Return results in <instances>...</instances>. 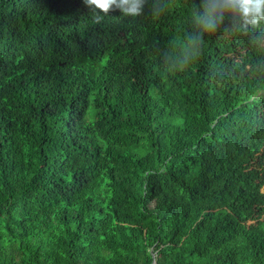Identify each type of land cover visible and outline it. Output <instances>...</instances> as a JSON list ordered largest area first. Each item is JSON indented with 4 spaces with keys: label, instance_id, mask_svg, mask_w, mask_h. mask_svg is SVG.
Masks as SVG:
<instances>
[{
    "label": "trees",
    "instance_id": "16d2710c",
    "mask_svg": "<svg viewBox=\"0 0 264 264\" xmlns=\"http://www.w3.org/2000/svg\"><path fill=\"white\" fill-rule=\"evenodd\" d=\"M191 2L0 0V264H264V46L180 71Z\"/></svg>",
    "mask_w": 264,
    "mask_h": 264
},
{
    "label": "clouds",
    "instance_id": "9594fccd",
    "mask_svg": "<svg viewBox=\"0 0 264 264\" xmlns=\"http://www.w3.org/2000/svg\"><path fill=\"white\" fill-rule=\"evenodd\" d=\"M92 9L94 24H101L110 12L119 10L122 17H138L148 14L159 18L167 11L164 0H83ZM190 20L195 31L186 35L181 49L183 63L180 71L190 60L202 54L205 35L217 33L225 20L243 34L251 36L255 43L264 46V0H196L191 2Z\"/></svg>",
    "mask_w": 264,
    "mask_h": 264
},
{
    "label": "water",
    "instance_id": "95a60500",
    "mask_svg": "<svg viewBox=\"0 0 264 264\" xmlns=\"http://www.w3.org/2000/svg\"><path fill=\"white\" fill-rule=\"evenodd\" d=\"M152 264H156V261H155V259L153 260Z\"/></svg>",
    "mask_w": 264,
    "mask_h": 264
}]
</instances>
